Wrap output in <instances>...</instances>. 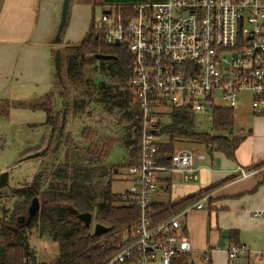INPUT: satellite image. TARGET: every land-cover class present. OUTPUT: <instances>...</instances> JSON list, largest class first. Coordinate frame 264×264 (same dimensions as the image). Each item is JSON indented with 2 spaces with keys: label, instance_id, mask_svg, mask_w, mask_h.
Segmentation results:
<instances>
[{
  "label": "built area",
  "instance_id": "built-area-1",
  "mask_svg": "<svg viewBox=\"0 0 264 264\" xmlns=\"http://www.w3.org/2000/svg\"><path fill=\"white\" fill-rule=\"evenodd\" d=\"M95 23L107 44H123L132 55L128 85L140 108L139 163L126 168L128 185L122 193L139 217L104 264H175L192 249L185 214L202 209L207 196L154 222L150 203L158 173L195 171V152L184 147L167 164L158 163L155 122L169 107L194 113L235 108L242 92L249 94L252 111L264 116V0H142L132 13L105 6ZM239 170L241 176L248 174ZM213 249L204 250L205 263ZM248 254L238 243L227 246L228 257L238 264H248Z\"/></svg>",
  "mask_w": 264,
  "mask_h": 264
},
{
  "label": "trees",
  "instance_id": "trees-1",
  "mask_svg": "<svg viewBox=\"0 0 264 264\" xmlns=\"http://www.w3.org/2000/svg\"><path fill=\"white\" fill-rule=\"evenodd\" d=\"M78 1L90 4L92 10L97 5V0ZM139 1L142 0H101V5L115 6L121 11L132 13L133 5ZM61 33L54 37L59 45L62 44ZM57 49L60 50L64 82L70 84L68 89H75V96L71 99L73 112L81 113L86 105L93 102L127 123L123 139L125 158L119 165L109 164V153L115 141L95 140V134L86 127L80 132L84 141L82 148L79 149L67 137L64 142L72 146L74 153L65 150L60 162H52L50 166L36 172L29 186L16 188L14 194L20 200L14 202L9 212H2L0 264H104L116 252L125 232L139 217L138 210L124 203L122 193L113 192L111 187L113 172L116 174L119 167L126 169L139 163L137 130L140 125V108L128 85L133 67L132 55L123 44H107L102 32L96 27L94 17L79 42L65 43ZM97 54L108 57L98 58ZM87 65L91 67L87 68ZM79 87L82 89L79 90ZM67 106L68 103L63 102L54 118L51 109L45 107L47 114L44 123L49 127L51 139L60 141L64 133ZM164 116L168 117L167 122ZM210 118V130L201 131L196 128L195 113L187 107H169L165 113L159 114L155 122L158 163L167 164L177 143L183 141L202 144L210 150H220L232 158L241 141V137L233 133V108L215 106L210 112ZM263 164L264 160L252 167L257 168ZM210 188L167 203L151 202L154 222H160L192 205L207 194ZM34 196L39 199V212L29 226L19 224L17 217L27 213L28 200ZM69 207L77 214L91 213L94 223L102 224L108 230L94 234L76 214L70 213ZM32 228L41 237L47 236L57 243L55 261H36L26 234ZM174 262L189 264L188 254L181 255Z\"/></svg>",
  "mask_w": 264,
  "mask_h": 264
},
{
  "label": "crops",
  "instance_id": "crops-1",
  "mask_svg": "<svg viewBox=\"0 0 264 264\" xmlns=\"http://www.w3.org/2000/svg\"><path fill=\"white\" fill-rule=\"evenodd\" d=\"M61 6L62 0H0L2 100L13 103L26 95L36 98L44 86L50 89L49 97L58 93L54 88V79L59 80L54 71V53L59 43L54 37ZM89 22L90 19L74 33L77 39H72L71 31L66 30L60 46L79 42ZM55 106V100L50 103L51 108L48 106L51 115L60 105ZM236 111L239 129L233 133L241 141L232 158L220 150L183 141L176 149L184 147L195 152V171L159 172L157 176L158 187L152 202L167 203L211 187L205 194L204 207L185 214V230L192 245L187 253L189 264H238L227 255V246L233 242L249 251L244 258L248 264L264 260V164L252 167L264 160V116L255 114L249 103L246 108L237 104L234 115ZM190 144L195 147H189ZM125 153L124 149L123 157ZM239 168L248 174L241 176ZM255 210H261L262 214L254 217ZM209 246L214 249L210 262L205 263L203 253Z\"/></svg>",
  "mask_w": 264,
  "mask_h": 264
},
{
  "label": "rangeland",
  "instance_id": "rangeland-1",
  "mask_svg": "<svg viewBox=\"0 0 264 264\" xmlns=\"http://www.w3.org/2000/svg\"><path fill=\"white\" fill-rule=\"evenodd\" d=\"M96 4L92 10L85 2L69 1L66 24L61 33L62 40L66 37V30L71 31L72 39H77L74 33L83 23L93 17L95 20L100 18L105 6L101 5V0H97ZM90 67L91 65H87V68ZM61 75L62 83L54 79L55 87H53L58 93H55V95L52 93L50 97L48 93L50 89L44 86L40 93H37L40 96L36 98L33 97L36 95L31 97L26 95L21 100L15 99L13 103L0 98V173L8 171V184L0 187V216L5 210L9 212L14 202L20 200V197L14 194L16 188L29 186L36 172L50 166L52 162H60L63 159L65 150L71 151V154L74 153L72 146L64 142L67 137L79 149L82 148L84 141L80 137V132L84 127L95 134V140L112 139V143L115 141L109 153V164L119 165L125 157H123V139L127 123L93 102L86 105L83 112L74 113L71 99L75 96V89H68L70 84L64 82L63 68L61 69ZM63 87H66V89H63ZM79 88V90L82 89V87ZM79 90L77 89V91ZM29 93L31 92L25 94L29 95ZM39 99L40 103L38 102ZM54 100L56 101L55 108L60 106L58 109L53 110L52 118L59 113L63 102L68 103L65 129L63 135L60 136V141L51 139L49 128L44 123L47 114L45 107H50V103H54ZM249 101V94L242 92L238 105L246 108ZM21 102L25 103L21 105ZM216 102L219 103L220 101L216 100ZM237 113L238 111L234 115L236 123L234 131L239 129ZM163 119L165 122L168 121L167 116H164ZM195 125L198 130L209 131L211 127L210 113H195ZM178 145H182L181 142L177 143ZM189 147L193 148L195 146L190 144ZM111 176L113 179L112 191L123 193L128 185L126 169L119 167L118 173L113 172ZM30 201L31 199L28 200V205ZM94 224L92 219L90 229L93 230ZM26 234L36 261L47 263L55 261L58 254V245L55 241L47 236L41 237L35 228L27 230Z\"/></svg>",
  "mask_w": 264,
  "mask_h": 264
},
{
  "label": "water",
  "instance_id": "water-1",
  "mask_svg": "<svg viewBox=\"0 0 264 264\" xmlns=\"http://www.w3.org/2000/svg\"><path fill=\"white\" fill-rule=\"evenodd\" d=\"M69 1L70 0H62V6H61V13H60V19L58 22V26H57V30H56V35L58 36L62 30V28L64 27V24L66 22V15H67V11H68V7H69ZM119 41L116 40L115 44H118ZM98 58H106L108 57L107 55H103V54H97ZM54 67H55V71L57 74V77L59 79V81H62V76H61V58H60V50H56L54 53ZM8 184V171H3L0 173V187H4ZM40 209V203H39V199L34 196L28 207H27V214L26 215H19L17 217V222L19 224H24L25 226H29L32 218L39 212ZM70 213L76 214V217L83 222L86 226H90V223L92 221V215L91 213L85 212V213H79L77 214L75 212V210H73L71 207L68 208ZM108 227L99 224V223H95L94 224V228H93V232L94 234H102L103 232L107 231ZM14 231L16 232L17 229L14 228Z\"/></svg>",
  "mask_w": 264,
  "mask_h": 264
}]
</instances>
